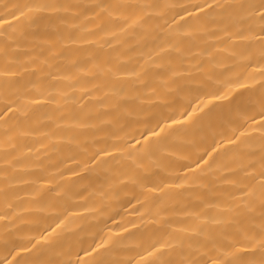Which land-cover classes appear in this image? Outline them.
Returning a JSON list of instances; mask_svg holds the SVG:
<instances>
[{"label": "bare ground", "instance_id": "6f19581e", "mask_svg": "<svg viewBox=\"0 0 264 264\" xmlns=\"http://www.w3.org/2000/svg\"><path fill=\"white\" fill-rule=\"evenodd\" d=\"M0 264H264V0H0Z\"/></svg>", "mask_w": 264, "mask_h": 264}]
</instances>
